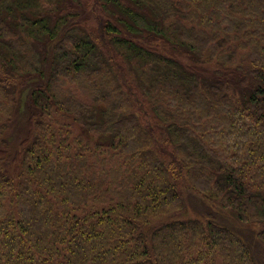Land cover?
Returning a JSON list of instances; mask_svg holds the SVG:
<instances>
[{"label":"trees","instance_id":"1","mask_svg":"<svg viewBox=\"0 0 264 264\" xmlns=\"http://www.w3.org/2000/svg\"><path fill=\"white\" fill-rule=\"evenodd\" d=\"M233 223L264 247V0H0V264H260Z\"/></svg>","mask_w":264,"mask_h":264},{"label":"rangeland","instance_id":"2","mask_svg":"<svg viewBox=\"0 0 264 264\" xmlns=\"http://www.w3.org/2000/svg\"><path fill=\"white\" fill-rule=\"evenodd\" d=\"M97 16H100L99 13L94 14V18H96ZM98 21L96 20V23H92V26L94 25V29L97 32L98 35H100L98 33V28L99 25L97 23ZM67 88H71V89H75L76 87L73 84H66ZM65 87V88H66ZM13 129H16V125H14ZM194 195H189L186 194V198L188 202V207L189 209H187L186 213H184V216L187 217L186 214L190 215V213L195 216L196 214H204V211H211L217 219H221V220H225V221H231L234 220L235 218L232 216V214H230L227 211H222L220 208L216 207V206H212L204 201H202L201 199H199L198 197H192ZM193 200V201H191ZM189 211V212H188ZM210 212V213H211ZM214 216V217H215ZM232 222V221H231ZM236 226H234L235 228L239 229L238 232H242L246 238H248L249 241H252L254 244H252L253 246L255 245L257 247V251H258V256H259V263L264 264V247L262 245H259L257 238L255 236V232L258 229L257 225H243V224H237V223H233ZM238 225V226H237ZM260 246V247H259Z\"/></svg>","mask_w":264,"mask_h":264}]
</instances>
